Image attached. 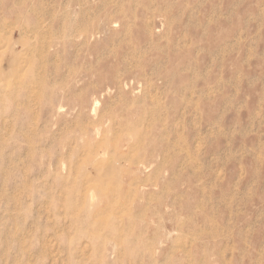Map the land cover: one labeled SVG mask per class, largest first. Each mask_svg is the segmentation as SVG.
I'll use <instances>...</instances> for the list:
<instances>
[{"label": "rangeland", "instance_id": "obj_1", "mask_svg": "<svg viewBox=\"0 0 264 264\" xmlns=\"http://www.w3.org/2000/svg\"><path fill=\"white\" fill-rule=\"evenodd\" d=\"M0 264H264V0H0Z\"/></svg>", "mask_w": 264, "mask_h": 264}, {"label": "bare ground", "instance_id": "obj_2", "mask_svg": "<svg viewBox=\"0 0 264 264\" xmlns=\"http://www.w3.org/2000/svg\"><path fill=\"white\" fill-rule=\"evenodd\" d=\"M131 150H132V149H131ZM129 157H130V156H129ZM125 160H126V159H125ZM127 161H129L128 158H127ZM117 163H118V162H117ZM127 163H128V162H127ZM89 164H90V163H89ZM106 165H107V164H106ZM88 166H89V165H88ZM90 166H91V165H90ZM90 166H89V167H90ZM104 166H105V165H104ZM95 168H96V167H95ZM101 168H102V167H101ZM97 169H98V168H97ZM98 170L100 171V169H98ZM104 170H105V167H104ZM96 171H97V170H96ZM97 173H98V172H96L95 174L97 175ZM98 176H99V174H98ZM117 176H119V174H118ZM119 180H120V178H119ZM136 180H138V179H136ZM136 180H135V183H136ZM133 181H134V180H133ZM104 182H106V181H104ZM104 182H103V183H104ZM138 182H139V180L137 181V183H138ZM100 184L102 185V187H104L103 185H104L105 183H104V184L100 183ZM106 184H107V183H106ZM106 184H105V186H106ZM131 184H132V183H131ZM86 185H88V184H86ZM86 185H85V187H86ZM133 185H136V184H134V182H133ZM133 185H132V188H131V189H133ZM102 187H101V189L104 190L105 188H102ZM113 187H115L116 189L118 188V187H116V186H113ZM134 187H135V186H134ZM86 188H87V187H86ZM115 188H113V190H114ZM82 189H83L84 192H85L86 189H85V188H82ZM82 189H81V190H82ZM116 189H115V190H116ZM115 190H114V191H115ZM117 190H118V189H117ZM117 190H116L115 192H118ZM130 191H131V190H130ZM132 191H133V190H132ZM115 192H114V193H115ZM117 194H118V193H117ZM117 194H114V196H115V195L117 196ZM129 194H130V193H129ZM132 194H133V193H132ZM132 194H131V195H132ZM111 196H113V195H111ZM126 197H127V193H126ZM117 198H118V197H117ZM115 201H116V199H115ZM115 201H114V202H115ZM123 206H124V204H123ZM125 207H126V205L124 206V209H123V210H126V209H127V208L125 209ZM127 211H128V209H127ZM103 212H104V211H103ZM108 213H109V211L107 212V214H108ZM99 214L101 215V214H103V213H99ZM94 215H96V213H95ZM104 215H106V214H104Z\"/></svg>", "mask_w": 264, "mask_h": 264}]
</instances>
